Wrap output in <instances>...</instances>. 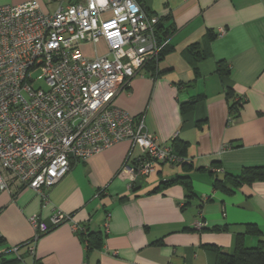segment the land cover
Segmentation results:
<instances>
[{
    "label": "crops",
    "instance_id": "obj_1",
    "mask_svg": "<svg viewBox=\"0 0 264 264\" xmlns=\"http://www.w3.org/2000/svg\"><path fill=\"white\" fill-rule=\"evenodd\" d=\"M36 1L47 13L58 6L57 0ZM137 2L171 33L162 41L157 75L143 69L114 105L142 116L146 130L177 148L182 160L158 163L134 179L124 163L138 149L121 141L72 162L45 198L28 187L0 192L2 247L24 264H215L213 248L232 252L237 234L248 228L246 246L264 239V180L234 184L227 178L264 166V0ZM194 43L196 57L188 53ZM219 63L226 73L218 71ZM237 101L239 112L232 116L230 104ZM183 103L188 106L182 110ZM178 176L186 184L167 183ZM216 179L230 191L215 186ZM57 211L72 221L42 234L29 251L24 243L35 234L29 218L49 222ZM72 222L100 232L101 247L88 252Z\"/></svg>",
    "mask_w": 264,
    "mask_h": 264
},
{
    "label": "built area",
    "instance_id": "obj_2",
    "mask_svg": "<svg viewBox=\"0 0 264 264\" xmlns=\"http://www.w3.org/2000/svg\"><path fill=\"white\" fill-rule=\"evenodd\" d=\"M57 1L53 13L36 0L0 4V192L28 187L45 198L72 162L121 141L138 149L124 163L134 179L158 163L180 162L142 116L114 105L148 63L157 66L158 16L137 0ZM29 221L36 239L72 217L57 211L49 222L36 215ZM72 229L80 225L72 222ZM34 242H27L31 252Z\"/></svg>",
    "mask_w": 264,
    "mask_h": 264
},
{
    "label": "trees",
    "instance_id": "obj_3",
    "mask_svg": "<svg viewBox=\"0 0 264 264\" xmlns=\"http://www.w3.org/2000/svg\"><path fill=\"white\" fill-rule=\"evenodd\" d=\"M158 25L156 29V37L160 45L159 58H158V61H159L164 53V47L162 46V41L164 37H167L171 32L167 30L162 32L160 27H158ZM197 45L198 43H194L188 48V53L194 54L195 57L198 56ZM221 65L222 63H219L218 71H220V73H226V67H223ZM147 72H150V75L152 77H155L157 75V66L155 65V62L148 63ZM232 96H233L232 90L228 89L226 92V98L229 99ZM186 106L188 105L183 103L181 105L182 110L185 109ZM239 107H240V103L238 101L230 104V113L232 116L238 114ZM175 149L177 148H173L174 153L180 156L177 150ZM227 178L229 181H231L234 184H238L240 182L251 183L257 180H264V166L244 167L240 170L238 174L227 175ZM173 181H180L186 184V179L180 178L179 176L176 177L174 180H171L167 183H171ZM214 184L215 186H218L219 184V186L223 188L227 187L222 180L220 181L216 179ZM226 189L230 191L231 187L228 186ZM54 227L55 226L51 227L48 231H50ZM249 229L250 228H248L246 232L244 233L237 234L236 243H235V246L232 252L223 251L218 247L213 248L216 253L215 264H264V239L260 238L257 241V243L253 246H246L244 244L243 236L245 233H249V231L252 230V229L251 230ZM76 232L81 242H83L84 245L86 246V250L88 252L93 249H97L101 247L102 237H101L100 232L90 231V229L87 227L86 224H82L80 226V229L77 230ZM41 235L42 234L37 236L36 239H38ZM36 239H34V236H33L28 241H26L24 244L27 245V242H33V241H36ZM4 242H5L4 238L0 235V248H1L0 249V264H24L22 263L21 259L15 256L9 257V255L11 254L9 248L2 247ZM32 264H43V263L42 261L35 259Z\"/></svg>",
    "mask_w": 264,
    "mask_h": 264
},
{
    "label": "water",
    "instance_id": "obj_4",
    "mask_svg": "<svg viewBox=\"0 0 264 264\" xmlns=\"http://www.w3.org/2000/svg\"><path fill=\"white\" fill-rule=\"evenodd\" d=\"M140 5H141V8L146 11L144 5L143 4H140Z\"/></svg>",
    "mask_w": 264,
    "mask_h": 264
},
{
    "label": "rangeland",
    "instance_id": "obj_5",
    "mask_svg": "<svg viewBox=\"0 0 264 264\" xmlns=\"http://www.w3.org/2000/svg\"><path fill=\"white\" fill-rule=\"evenodd\" d=\"M84 49H85V50H89V47H88V46H86ZM0 249H1V248H0Z\"/></svg>",
    "mask_w": 264,
    "mask_h": 264
}]
</instances>
